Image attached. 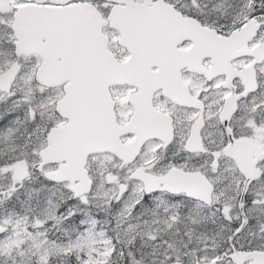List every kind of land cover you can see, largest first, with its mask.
Instances as JSON below:
<instances>
[{
	"label": "snow or ice",
	"instance_id": "snow-or-ice-1",
	"mask_svg": "<svg viewBox=\"0 0 264 264\" xmlns=\"http://www.w3.org/2000/svg\"><path fill=\"white\" fill-rule=\"evenodd\" d=\"M0 264H264V0H0Z\"/></svg>",
	"mask_w": 264,
	"mask_h": 264
}]
</instances>
